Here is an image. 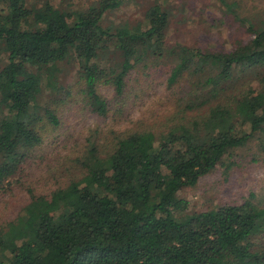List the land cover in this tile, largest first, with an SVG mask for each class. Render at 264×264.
<instances>
[{
	"label": "trees",
	"instance_id": "1",
	"mask_svg": "<svg viewBox=\"0 0 264 264\" xmlns=\"http://www.w3.org/2000/svg\"><path fill=\"white\" fill-rule=\"evenodd\" d=\"M123 1L71 9L0 0V184L41 143L45 123L58 122L40 96L62 90L68 58L84 104L101 117L111 110L99 86L121 96L136 67L161 66L168 86L187 85L171 124L112 130L101 143L87 138L65 185L28 190L22 210L0 223V264H264V206L188 213L178 196L253 139L264 156V19L241 17L234 2L220 0L244 40L212 51L168 46L169 12L158 3L134 26H103L104 13ZM246 74L258 88L241 80Z\"/></svg>",
	"mask_w": 264,
	"mask_h": 264
},
{
	"label": "rangeland",
	"instance_id": "2",
	"mask_svg": "<svg viewBox=\"0 0 264 264\" xmlns=\"http://www.w3.org/2000/svg\"><path fill=\"white\" fill-rule=\"evenodd\" d=\"M44 1L27 0V4L39 6ZM47 1L56 7L70 5L71 9H77L96 0ZM226 1L234 2V10L241 17L253 22L264 19V0ZM154 3L169 12L168 46L182 43L193 48L220 50L248 35L244 27L225 12L220 0H125L116 9L106 11L101 23L110 27L134 26L143 21L146 10ZM60 68L58 78L62 90L55 93L47 90L40 96L42 104L53 103L51 108L58 110V122L55 125L45 123L41 143L31 148L20 169L0 184V223L22 210L29 199L28 190L35 194L49 193L55 187L65 185L76 173L71 172L70 159L85 149L87 138L100 142L101 137H110L112 130L139 125L162 129L178 118L177 111L184 105L185 81L168 86V74L163 73L165 68L136 67L131 70L121 96H117L111 86H99L98 92L107 98L111 110L108 116L101 117L91 112L82 100V85L77 81L78 65L74 59L61 62ZM241 80L258 88L252 74L242 75ZM62 99L65 101H60ZM115 110H118L116 121ZM113 113L114 117L111 116ZM178 196L186 201L188 213L247 201L264 206V156L258 140L253 139L244 147L231 150L193 186L179 190Z\"/></svg>",
	"mask_w": 264,
	"mask_h": 264
}]
</instances>
